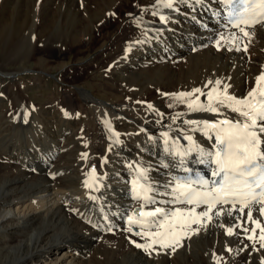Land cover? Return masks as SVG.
Listing matches in <instances>:
<instances>
[{"label":"bare ground","instance_id":"6f19581e","mask_svg":"<svg viewBox=\"0 0 264 264\" xmlns=\"http://www.w3.org/2000/svg\"><path fill=\"white\" fill-rule=\"evenodd\" d=\"M0 2V38L24 36L19 53L0 64V92L7 87L12 93L8 103L0 97V264H151L158 258V264H199L221 256L241 262L247 260L245 249L264 256L259 229L244 231L256 228L247 220L248 209L214 217L190 239L182 238L184 219L177 217L175 235L166 240L180 239L175 251L137 248L133 241H151L136 231L162 230L129 223V217L138 218L134 209L170 213L194 207L175 201L172 188L178 181L206 180L208 188L192 187L211 189L216 165L192 150L184 136L214 152V133L208 130L209 139L191 130L203 125L184 121L243 118L225 107L217 115L187 105H207V94L217 89V97L225 84L238 98L257 87L256 77L264 71V25L245 29L250 37L245 36L231 28L219 0H174L172 9L156 0H79L81 5L55 0L37 6L38 20L26 33L14 15L21 0ZM127 25L123 49H110ZM111 27L113 36L101 39L100 31ZM37 42L44 51L63 46L49 57L36 49ZM74 51L75 59H62ZM12 64L15 68L7 67ZM197 88L200 93L193 92ZM182 92L193 94L173 95ZM18 104L23 108L17 114L5 110ZM141 185L149 189L147 199ZM258 207L253 206V217L264 224ZM253 235L256 250L249 244ZM223 248L235 253L220 256Z\"/></svg>","mask_w":264,"mask_h":264},{"label":"snow or ice","instance_id":"6c2138e0","mask_svg":"<svg viewBox=\"0 0 264 264\" xmlns=\"http://www.w3.org/2000/svg\"><path fill=\"white\" fill-rule=\"evenodd\" d=\"M174 0H156L157 4H162L163 7L172 9ZM225 7L229 8L228 16L230 22L234 23V26L239 28L245 36L250 37V33L245 31V28L240 27L241 24L247 27H254L257 24L264 25V0H219ZM157 15L156 12L152 13ZM114 15V13H113ZM161 22L166 20V17L161 15ZM234 18V20L232 19ZM223 39V37H221ZM219 48V41L217 42ZM231 50V49H229ZM237 51L241 49L236 48ZM247 45L243 48V51L247 52ZM264 81V71H261L256 77L257 87H253L246 97L238 98L228 93L227 89L229 85L223 86V92L218 94L217 97L213 96V92H217V89H213L212 92L207 94L210 103L207 105L199 104L196 101L189 103L187 106L192 111H207L220 115V107L230 109L231 112L236 113L243 119H222L218 121L209 120H185V124L190 125H203L201 129L199 127L191 129L192 131H202L209 139H213V136H209L208 130L211 129L214 133V147L215 151H205L195 144L192 136L185 135L184 139L193 144V149L200 153L201 157L211 158V162L216 165L212 172L215 177H220L219 181H213V186L208 191H200L193 188L192 185L199 184L204 188H208V181L196 180L177 182L172 188V192L175 195L176 202L194 205L187 210L175 209L172 212H166L163 208H156L153 211H140L136 214L137 219L129 217V223L145 228H156L162 231H136L134 234L138 236H144L150 239V243L140 244L135 243L137 248H143L146 251L151 249L155 250L154 246L159 244L163 248H171L175 251L174 244H180V239L171 240L165 242L168 238L175 235L177 224L175 219L181 217L184 222L179 225V229L183 231L182 238H191V235L199 234L201 229H206L209 224L212 223L214 217H220L227 214L232 216L233 212L244 213L247 211V220L251 221L256 228L248 229L244 228L245 232L251 231L255 234L256 229H259V240L264 241V224L259 219L253 217V206L259 205L256 211L261 217H264V88H259L261 82ZM220 85L222 82L217 80L215 82ZM259 88V90H258ZM193 92L200 93L199 88L194 89ZM193 93H178L173 94L178 98H184L191 96ZM215 102V105L212 103ZM151 107V105H149ZM67 115V113H65ZM179 115V114H178ZM165 137L168 133H163ZM168 141L166 140L165 143ZM176 155L181 157L188 155V152H177ZM87 156V154H82ZM203 162V159H201ZM181 163L183 161L181 160ZM95 173V168H93ZM86 186H90L85 181ZM141 191L144 193L143 198L147 199L148 188L143 185L140 186ZM259 190V191H258ZM136 197H141V192L136 193ZM231 204V207L227 210L223 205ZM237 204L240 205L237 208ZM200 205H205L206 208L203 211L197 212L196 208ZM143 208V205L141 206ZM157 218L144 220L143 218ZM197 225V227H193ZM220 227L224 228V224H220ZM235 227H240L239 224ZM128 231L132 232L133 229L129 227ZM234 234V228L229 226L226 228V235L231 236ZM248 239H254V236H249ZM261 248H264V243H261ZM231 251V249H228ZM264 264V260L261 261Z\"/></svg>","mask_w":264,"mask_h":264},{"label":"rangeland","instance_id":"374dc122","mask_svg":"<svg viewBox=\"0 0 264 264\" xmlns=\"http://www.w3.org/2000/svg\"><path fill=\"white\" fill-rule=\"evenodd\" d=\"M80 2H79V0H74V4L81 5L82 2L81 3ZM53 3H55V0H21L20 4H18V6H16V7H19V8H16L15 9L14 15L18 18V19H16L17 22L25 23L23 25V31H25L26 33H28L30 27L32 28L34 26L33 22L36 21V20H38V15H39L38 14V8H37L38 5H48V4L51 5ZM10 11H12V9L11 8H7V13H10ZM112 23H114V22H112ZM39 26L40 25L37 24L36 27H35L36 30L34 29L37 33H39V31H40ZM27 27H29L28 30H27ZM129 27H131V25L130 26L127 25L126 32L124 33V35L122 37H117L115 39V41L112 43V45L110 46V49H112V50L115 49V48H118V49H121L122 48L123 49L124 43H125L126 39L129 37V35H128L129 34V31H128V28ZM115 32L116 31H115V28L114 27H111L109 29L104 28V29H102L100 31V34L99 35H101V39L102 38H105V37H108L110 39ZM50 33H48L49 36H52ZM22 38H24L23 35H21V36L11 35V37H6L5 36V37H1L0 38V64L2 63L1 65H4V64L6 65L7 64V61H8L7 58H10L12 55L19 53V51L21 50V47H22V43H23L22 42V40H23ZM84 39L82 41H84ZM29 44H30V42H29ZM38 45H39V43L35 46L37 50L41 48L40 45L39 46ZM56 45L52 49H49V48L48 49H45V51H44L43 47L41 49H43L44 53L47 56L51 57V56L54 55V53L57 51V49L60 48L58 46H63L62 43H57ZM95 46H97V43L94 45V47ZM26 47H28V45ZM62 48H64V47H62ZM70 53H71V55L67 54L68 56L65 55V56L62 57V59L65 60V61H69V58L70 57H72L73 59H75V56H76V53L77 52L74 51V52H70ZM7 67H9V68H15L13 66V64L12 65H8ZM74 69H75V72L77 73L76 75L80 74L78 67H75ZM54 73H56V71H54ZM2 79H3L2 76H0V81ZM6 80H8V79H6ZM54 80H55L54 77H50V83L51 82H54ZM9 92H11L9 88H7V87H4L3 89L1 88L0 97L2 96V98H4V101L6 103H8V101L11 99V94L12 93H9ZM16 97H17V95H16ZM18 102H20V104H21V101H18ZM34 102H36V99H34ZM20 104L15 105V106H11V107L10 106H7V108H5V110H7L9 108L11 111H9V109H8V111H9L8 113H13L14 114L16 112L15 114H17V113L21 112V111H18V110H20L21 108H23V106L20 105ZM135 210L136 209H134V213L137 214L135 212ZM121 230H122V228H121ZM121 230H119V231H121ZM253 236H254L253 241L250 240V242H249L250 246H253L255 244V242H256V241H254V240H256V236L255 235H253ZM257 237H259V235ZM165 242L167 243V242H170V241H165ZM259 244L261 245V243H259ZM157 246H160V245L157 244ZM157 246L155 245L154 248H156ZM254 246H255V250H256L257 246L256 245H254ZM248 248H249V246H248ZM161 249L164 250L165 248L161 247ZM229 249H231V248H229ZM244 251H246V253H247L246 254V259L247 260H244V261H241V262L233 261V259L230 258V257L229 258H226V257L221 256V255H223L224 252L226 254H228V255H232L233 253H235V251L232 250V249H231V251H228V248H225V249L223 248V252H219V255L221 257L218 258V259H216V261L214 260L213 263L211 261L210 262L208 261V263L206 262V263H199V264H237V263L238 264H261V261L264 260V256L263 255H260V254H252L251 252L247 251L246 249ZM158 259H154L153 260L154 262L151 263V264H156V263L158 264V262H156V260L159 261ZM186 264H188V263H186Z\"/></svg>","mask_w":264,"mask_h":264},{"label":"water","instance_id":"95a60500","mask_svg":"<svg viewBox=\"0 0 264 264\" xmlns=\"http://www.w3.org/2000/svg\"><path fill=\"white\" fill-rule=\"evenodd\" d=\"M140 211L139 210H137V213H139Z\"/></svg>","mask_w":264,"mask_h":264}]
</instances>
